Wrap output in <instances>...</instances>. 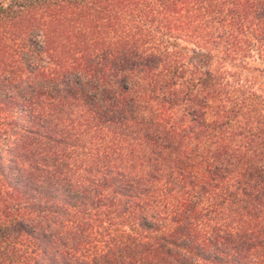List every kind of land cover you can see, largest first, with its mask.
<instances>
[{"label":"trees","instance_id":"obj_1","mask_svg":"<svg viewBox=\"0 0 264 264\" xmlns=\"http://www.w3.org/2000/svg\"><path fill=\"white\" fill-rule=\"evenodd\" d=\"M257 76L264 0H0V264H264Z\"/></svg>","mask_w":264,"mask_h":264},{"label":"rangeland","instance_id":"obj_2","mask_svg":"<svg viewBox=\"0 0 264 264\" xmlns=\"http://www.w3.org/2000/svg\"><path fill=\"white\" fill-rule=\"evenodd\" d=\"M249 67L251 68V72L249 73V76L250 75H252L251 73H253V72H255V71H253V68L254 67H257V68H262L263 67V64H261L259 61H256V62H251L250 64H249ZM250 77H252V76H250ZM253 78V77H252ZM254 79H256V83H258L259 82V84L260 83H264V77H261V76H257V77H254Z\"/></svg>","mask_w":264,"mask_h":264}]
</instances>
